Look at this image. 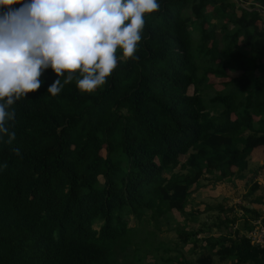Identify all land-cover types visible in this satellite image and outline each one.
<instances>
[{"label": "trees", "instance_id": "obj_1", "mask_svg": "<svg viewBox=\"0 0 264 264\" xmlns=\"http://www.w3.org/2000/svg\"><path fill=\"white\" fill-rule=\"evenodd\" d=\"M157 2L134 57L117 49L116 68L94 92L77 87L81 73L58 77L49 67L39 89L9 106L16 140L0 134V264H124L130 245L140 249L146 216L195 218L186 203L202 177L246 178L243 197L263 201L245 170L256 148L264 167V0ZM57 79L64 86L52 95ZM218 208L219 234L177 227L175 246L197 254L163 264H264V245L247 235L264 215ZM238 217L246 232L232 228Z\"/></svg>", "mask_w": 264, "mask_h": 264}, {"label": "clouds", "instance_id": "obj_2", "mask_svg": "<svg viewBox=\"0 0 264 264\" xmlns=\"http://www.w3.org/2000/svg\"><path fill=\"white\" fill-rule=\"evenodd\" d=\"M18 3L22 6L12 10ZM0 7L10 9L0 15V134L11 145L16 132L9 124L16 113L9 106L40 88L42 70L51 67L58 77L79 72L77 87L94 92L116 68L117 49L134 57L145 14L160 5L157 0H0ZM72 79L68 75L64 84ZM64 84L57 79L48 92L55 95ZM12 151L20 156L19 148Z\"/></svg>", "mask_w": 264, "mask_h": 264}, {"label": "rangeland", "instance_id": "obj_3", "mask_svg": "<svg viewBox=\"0 0 264 264\" xmlns=\"http://www.w3.org/2000/svg\"><path fill=\"white\" fill-rule=\"evenodd\" d=\"M211 78L212 80H217L216 77L212 76ZM190 90H192L191 87ZM261 164L262 152L261 149L256 148L248 158V168L250 170L246 169L245 172L247 178H249L247 186H249L250 181L257 180L259 182V187L255 192L262 194V202L248 201L249 198L253 197L252 195L246 198L243 197V193L247 189L246 178L233 177L230 180L211 182L212 180L210 178L202 177L199 184L193 187L186 203V210H193L195 212V218L189 219V215L185 217V215L173 211L171 217H168V219H161L159 222L155 223L152 219L146 216L143 221L139 222L138 234L137 237H135L140 249L136 253L134 247L130 245L127 248L128 252L126 253L127 255L124 264H163L164 257L174 256L176 254H178L179 258H194L197 252L196 250H191L189 244L181 247V242H179L180 245L175 246L177 241L176 228L203 227L208 231L210 230L209 227H211L210 232L219 234L220 231H217L213 224L215 221L219 220L220 216H224V212L218 208V204H221L222 207L228 208L229 206H233L237 216L241 213V209L239 208L240 204L256 208L263 216L264 167H261ZM254 169L257 171H254ZM206 176H208V174H206ZM255 192L253 195L256 194ZM234 211H232V213ZM227 213L229 214V210L226 211V214ZM247 214L249 215V213ZM252 221L255 225H259L260 218H255ZM134 222L135 221L131 220L130 224H133ZM241 226L242 218L238 217L233 222L232 228L236 227L240 231L243 230L242 232H246ZM256 226L251 230H248L247 235H250ZM202 234L203 232L199 233V236ZM213 264H229V260L216 261Z\"/></svg>", "mask_w": 264, "mask_h": 264}, {"label": "built area", "instance_id": "obj_4", "mask_svg": "<svg viewBox=\"0 0 264 264\" xmlns=\"http://www.w3.org/2000/svg\"><path fill=\"white\" fill-rule=\"evenodd\" d=\"M251 242L256 243L260 246L264 245V225L260 222L251 232L250 235Z\"/></svg>", "mask_w": 264, "mask_h": 264}]
</instances>
